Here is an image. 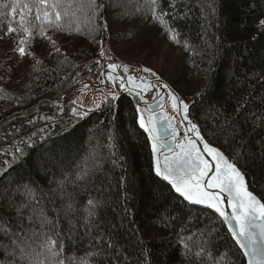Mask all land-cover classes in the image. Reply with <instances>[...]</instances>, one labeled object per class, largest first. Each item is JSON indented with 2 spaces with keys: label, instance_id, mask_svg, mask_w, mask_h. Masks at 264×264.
<instances>
[{
  "label": "trees",
  "instance_id": "obj_1",
  "mask_svg": "<svg viewBox=\"0 0 264 264\" xmlns=\"http://www.w3.org/2000/svg\"><path fill=\"white\" fill-rule=\"evenodd\" d=\"M102 2L103 18L92 25L100 28L91 35L87 0H76L84 7L70 8L75 13L70 26L48 29L55 44L36 37L29 54L20 56L13 51L19 37L4 36L13 0H0V148L24 151L0 173V197L31 184L37 190L33 204L58 222L64 255L80 258L99 252L87 257L90 264H245L223 221L186 202L156 175L129 97L89 104L78 110L94 109L82 118L69 105L61 119L45 126L44 137L32 136L31 144L21 141L28 140L41 114L54 112L90 62L146 66L192 103L190 116L206 140L238 165L264 202V30L259 28L264 0H177L175 12L170 0H161L171 32L152 19L147 0ZM85 167L90 169L85 180L72 182ZM66 176L65 191H57V182ZM69 197L74 211L65 215ZM14 199L23 198L17 193ZM90 199L98 206L92 222L86 223ZM2 212L14 231L38 233L31 243L39 252L44 242L39 233L47 228L27 219L19 222L14 211ZM0 241L8 243L3 234ZM12 260L0 247V264Z\"/></svg>",
  "mask_w": 264,
  "mask_h": 264
},
{
  "label": "snow or ice",
  "instance_id": "obj_2",
  "mask_svg": "<svg viewBox=\"0 0 264 264\" xmlns=\"http://www.w3.org/2000/svg\"><path fill=\"white\" fill-rule=\"evenodd\" d=\"M7 7V5H5ZM80 7L83 8V4H77L76 0H29L25 3L23 0H13L12 11L10 19L7 23V31L4 32V36L12 34L17 35L19 38L14 42L16 47L13 51L17 52L20 56H26L29 54L28 46L31 41L36 37H44L51 43L55 44L48 36V29H54L62 31L66 26H70L72 19L75 16L74 12L70 11V8ZM147 11L151 13L152 19L158 21L162 26L166 27V30L171 32V28L166 25L165 17L169 15L167 11L163 9L161 0H147ZM169 7L175 12L177 7V0H170ZM19 8V12H17ZM105 8L102 0H87V15L89 19V32H92L100 28V25H92L97 20H102V13ZM35 9V12H33ZM143 10L137 9V11ZM4 15L0 13V16ZM18 17V18H17ZM260 30H264V19L259 21ZM3 29L0 28V31ZM19 30H22L23 36H20ZM80 32L81 29L77 27L75 29ZM103 30H107L106 23L103 25ZM3 38V37H0ZM175 38L174 36L172 37ZM187 47V45H186ZM59 52V49H56ZM34 56L35 54L32 53ZM103 56V50H101ZM39 63V61H38ZM63 63V62H61ZM100 64V61L90 63L87 68L89 72H94L96 67ZM118 66L113 63H109L105 68L101 69L99 85H89L87 82H82V89H88L89 87L98 88L100 85H106L107 81L113 83H119L121 89H127L128 91H137V95L141 92L149 91L153 87L150 81H146L143 77H140V83L137 84V77L132 74H128L126 77L116 74ZM58 70V69H57ZM128 71L125 66V72ZM145 72H152L149 68H144ZM79 75V74H77ZM153 76H156L152 72ZM75 80V78H73ZM157 83H160L157 77ZM167 88V85H164ZM79 90V89H78ZM168 96L172 101V107L177 112H188V104L172 93L168 92ZM143 98V97H141ZM65 99V97H61ZM105 102L111 103L116 99L115 94H110V99L105 97ZM164 97H161L163 101ZM70 103L75 104L73 100ZM82 105H78L72 109L74 115H79L82 118L88 114V111L94 109H88L83 113L78 112V108ZM161 104L157 103V107ZM101 107L100 104L95 106L96 109ZM63 111V109H60ZM150 110V109H149ZM140 113L139 125L149 132L152 139V151L154 154H158L161 149L168 148L172 153L170 156L164 157V163L161 165L159 158L155 160V172L158 176L162 177L165 181H169L175 192L183 196L187 201L197 204L208 205L213 208L221 217L228 219L227 213L222 209L221 205L224 200L221 199V193H224L227 198V205L232 209L231 220L235 221L234 227L231 229L232 235L236 237L237 243L240 248L244 250V255L248 257V264H264V203H261L251 192H249L245 186L244 176L234 163H231L218 149L211 147L207 143L203 144V152L207 153L214 161V170L209 173V170L213 167L210 162L204 158L201 154V149L197 147L196 140L188 138L187 143L181 141L175 144L179 148L178 152L172 151V145L168 143L169 139L175 143L178 135L177 129L173 126L171 119L166 114H161L158 118L164 122V127L168 131V135L160 137L156 133L158 129L156 127L157 116L155 112L152 115L145 117L144 110L137 109ZM45 119H54L52 117H45ZM184 120L187 119L185 115ZM190 127L187 128V132H195L199 137L200 133L197 129V125L192 124L189 121ZM43 131V130H41ZM32 135H36L33 133ZM109 139H114L109 137ZM21 143L31 144V137L27 141L22 140ZM20 156L24 155V151L21 147L13 146L12 162L4 161L8 167H11V163L19 160ZM90 169L85 167L79 171L75 180L72 182L83 181L89 175ZM68 182L66 176L64 180L57 182V191L64 192L65 184ZM209 189H218V191H209ZM19 193L23 198L20 202H17L14 197ZM37 199V190L31 184H22L12 190L11 195L5 194L0 197V234H3L8 243L5 244L0 241V247L3 248L6 256H11L13 260L10 264H16L17 258L20 264H90L88 256H99V252L88 253L85 257H69L65 256V246L63 240L60 239V230L58 222L50 219L44 214L42 208L38 209L33 201ZM98 202L90 199L88 201V207L85 208L86 223H91V218L96 216V208ZM10 210L16 213V219L19 222H23L27 219L30 223H39L41 229L47 228V231H41L39 235L44 237V242L41 245L40 251L34 250L31 240L35 238L38 233L34 229H23L20 232L14 231L7 226V217L3 215L2 210ZM74 211L73 203L69 197V201L66 203L64 212L68 215ZM27 213V214H26ZM30 233V234H29ZM99 239V238H97ZM183 240V238H181ZM103 243V241H100ZM108 248H114V245L109 243ZM183 247L187 253H191L192 250L185 243ZM201 251H203L201 249ZM201 252L195 253L196 256H200ZM42 258V259H41ZM213 264H218V261H214Z\"/></svg>",
  "mask_w": 264,
  "mask_h": 264
},
{
  "label": "water",
  "instance_id": "obj_3",
  "mask_svg": "<svg viewBox=\"0 0 264 264\" xmlns=\"http://www.w3.org/2000/svg\"><path fill=\"white\" fill-rule=\"evenodd\" d=\"M109 63H113V64H116L118 66L117 72H116L117 75L124 76V77H126L128 74L135 75L138 78L136 81L137 84L140 83L139 78L143 77L146 81H150L152 83L153 87L151 89H149V91L141 92L140 95H137L136 90H133L130 92L127 89H121L119 87L118 82L113 83L112 81H107L106 85H100L98 88L89 87L88 89H82V87H81L82 82H87L89 85H93V84L99 85L101 69L102 68L106 69V66ZM125 66H127V68H128L127 72H125ZM144 68H149V67H146V66L139 67V66L123 63V62L112 61V60L106 61L102 65V67H100L99 71L97 72L96 77H94V78H90V77L82 78L76 85H74L72 88H70L67 92H65L63 94L62 97H65V99H63V100L61 99V101H60V109L62 108L63 111H61L60 116L56 120L52 121V123L57 122L61 117H63V115L66 112L67 105H69L70 102L73 100H75V101L78 100L79 102L77 105L83 106V105H87V104L96 103L97 101L100 102L102 100H105L104 99L105 97L110 98V94H115L116 97L125 95L132 100L134 107H135V110H136V114H137V124L148 139L150 151H151V155H152V162H153L154 171H155V160H156V158L158 157L161 165H163L164 157L170 156L172 153L168 150V148L161 149L158 154L153 153V151H152V139L150 138L149 132L146 131L144 128H141L139 125L140 113L137 111L138 108L141 110H144L143 114L145 117H148V116L152 115L153 112H155V114L157 116L156 127L158 129V132L156 134L162 138L167 136L169 133L166 130V128L164 127V122L162 120H160L158 117L163 113V114H166L169 118H174V119H171V122H172L173 126L177 129L178 135L176 137L175 143H173V141L171 139H169V141H168V143L170 145H172V151H174V152L179 151V148H177L175 146V144H178L181 141H183L184 143H187L188 138L196 140L197 147L201 149V154L213 166L209 170L210 174L214 170V161L212 160V158L207 153L203 152V144L207 143L211 147L218 149L231 163H234L236 165V167L240 170L241 174L244 176L245 186H246L247 190L249 192H251L261 203H264L263 200L261 199V197L259 195H257L256 193H254L249 188L247 178H246L244 172L238 167V165L223 150H221L219 147L209 143L206 140V138L204 137V135L201 132V129H200L198 122L190 116V107H191L192 103L186 102L182 98L180 93L168 81L163 79L160 76V74H158V72L149 68L152 70V72H154L156 74V76H153L152 72L143 71ZM94 73H95V71L89 72V75H92ZM157 77L159 78L160 83H157ZM164 85H167V88H165ZM169 91L174 93L179 98V100L184 101L185 103L188 104L189 108H188L187 113H184L182 111V105L180 106L181 107L180 112H177L176 109H174L172 107V101H171L170 97L168 96ZM141 97H143V98H141ZM161 97H164L163 101H161ZM157 103H160L161 106L157 107ZM185 115L187 116L186 120L183 119V117ZM189 121L192 124L197 125V129L200 133L199 137L196 136L195 132H190V131L187 132V136L185 135L187 128L190 127ZM158 177L175 192V190L172 188L169 181H165L160 176H158ZM209 191H218V189H209ZM175 193L178 196H180L182 199H184L186 202H188L189 204L196 206V207H199V208L209 210V211L213 212L214 214H216L223 221V223L225 224L231 238L233 239V241L236 243V245L238 246V248L242 252V254L245 258V264H248V257L244 255V250L240 248V245L237 243L236 237H234L232 235L231 229L234 227L235 221L231 220L232 209L230 207H228L227 198H226L224 193H221V199L224 200V203L221 205V207L227 213V216H228L227 220L225 217H221L219 215V213H217L213 208L209 207L208 205H202V204H197L194 202L187 201L179 193H177V192H175Z\"/></svg>",
  "mask_w": 264,
  "mask_h": 264
},
{
  "label": "rangeland",
  "instance_id": "obj_4",
  "mask_svg": "<svg viewBox=\"0 0 264 264\" xmlns=\"http://www.w3.org/2000/svg\"><path fill=\"white\" fill-rule=\"evenodd\" d=\"M93 62H95V61H92V62H90V63H93ZM89 63V64H90ZM103 65V64H102ZM102 65L100 66V65H98L97 67H96V70H95V73L94 74H92V75H89V71L87 70V72H85L84 74H83V78H86V77H90V78H94V77H96V75H97V72L99 71V69H100V67H102ZM111 87V86H110ZM61 101V100H60ZM60 101L58 102V104H57V106L55 107V110H54V112L53 113H48V114H46V113H43V114H41L40 116H39V121H38V123H37V126H36V128H34L33 130H31L30 131V133H28V135L26 136L27 138H29V137H32V136H36V135H38L39 137H44V131H45V125L47 124V126L50 124V123H52V121H54V120H56L59 116H60V113H61V110H60ZM78 100L76 101V103L75 104H72V103H70L69 105H72V109L74 108V107H77L78 105ZM97 102H99V101H97ZM96 102V103H97ZM92 104H94V103H92ZM69 105H67V106H69ZM87 105H89V104H87ZM87 105H83V106H81V107H79L78 108V110H80V109H82V108H84L85 106H87ZM91 105V104H90ZM67 109V108H66ZM45 117H52V118H54V119H51V120H49V119H45ZM62 118V117H61ZM60 118V119H61ZM37 120V119H36ZM25 120H21L20 121V124L21 123H23ZM14 125H12V126H10L9 127V130H13L14 129ZM41 130H43V131H41ZM33 133H36V135H32ZM12 150L11 149H9V148H4V147H1L0 148V173H2L7 167H8V165H6L5 163H4V161L5 160H7V161H9V162H12Z\"/></svg>",
  "mask_w": 264,
  "mask_h": 264
},
{
  "label": "flooded vegetation",
  "instance_id": "obj_5",
  "mask_svg": "<svg viewBox=\"0 0 264 264\" xmlns=\"http://www.w3.org/2000/svg\"><path fill=\"white\" fill-rule=\"evenodd\" d=\"M93 76V75H92ZM97 76V75H96ZM45 126H47V124L45 125Z\"/></svg>",
  "mask_w": 264,
  "mask_h": 264
}]
</instances>
